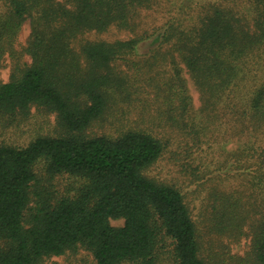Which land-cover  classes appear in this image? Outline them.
<instances>
[{
	"label": "trees",
	"instance_id": "1",
	"mask_svg": "<svg viewBox=\"0 0 264 264\" xmlns=\"http://www.w3.org/2000/svg\"><path fill=\"white\" fill-rule=\"evenodd\" d=\"M159 3L0 0V69L8 58L13 66L0 81V136L33 109L55 115L58 128L22 147L0 141V264H45L79 246L96 264H264V0L175 6L159 32L139 33L142 11ZM113 28L133 36L100 38ZM127 109L140 121L119 127ZM218 120L238 140L219 171L246 176L251 192L214 188L196 214L182 188L149 172L167 153L192 158ZM40 162L49 179L36 173ZM58 175L80 181L74 194L60 195ZM205 232L250 237V250L206 257Z\"/></svg>",
	"mask_w": 264,
	"mask_h": 264
},
{
	"label": "rangeland",
	"instance_id": "2",
	"mask_svg": "<svg viewBox=\"0 0 264 264\" xmlns=\"http://www.w3.org/2000/svg\"><path fill=\"white\" fill-rule=\"evenodd\" d=\"M206 0H160V3L156 5L150 11H142L141 21L142 28L139 29V33L148 31L149 34H156L159 32V28L164 27L170 19H174L175 6H197L203 5ZM211 1V0H207ZM192 22L191 20H189ZM187 24V22H186ZM31 33L30 23L24 24L22 31L18 38V44L24 45ZM133 36V33L128 31L118 30L117 28L111 29L109 33L102 35L100 38L107 41L115 40H127ZM156 37V36H155ZM148 40L143 46V50L140 53H144L145 50L151 47L152 41L155 38ZM25 61H30V58H25ZM12 62L8 58L4 67L0 69V81L7 83L11 79L12 75ZM185 77L187 79L189 92L193 99V108L195 115H199L201 108L200 95L191 81L188 74L184 70ZM138 109H127L124 121H119L118 126L122 127L123 124L135 126L140 121L138 116ZM143 123V122H142ZM148 120L143 123V127H147ZM26 124V125H25ZM22 128L8 131L5 134L2 133L0 141L6 144H12L16 146H26L29 144L34 136L39 133L49 134L52 136H58L57 133V121L55 115L40 114L36 109L32 110L31 119L25 123ZM99 133L102 130H97ZM106 131L114 134L115 128L108 126ZM233 130L231 125L224 124L220 128V120L216 122L214 126L208 128V135L202 136L203 149L195 152L193 150V157L188 159L185 156L172 155L167 153L153 168H151L149 175L151 177L162 180L166 183L175 184L182 188L184 192L188 194L189 200L192 202V208L194 213H199L202 203L205 204V199L208 193L216 188L225 191L242 190L250 193L249 184L246 181V176H241L236 171H230L229 175L225 170L219 171L220 163H226L228 153L235 150L237 147V138L233 136ZM179 141V139H176ZM179 144L176 143L171 147V150H176ZM177 152H182L181 149H177ZM36 173L39 176L46 179L48 178L47 166L45 162L37 164ZM209 176L202 180H197L199 176L204 173ZM49 179V178H48ZM51 184L56 190H59L60 195H67L70 191V195L74 194L75 188L80 186V181L69 175H58L51 179ZM196 185H198L196 189ZM110 224L113 227H122L124 225L123 219H111ZM250 237H243L240 241L235 242L226 237L209 236L204 233L202 242L203 255L206 257L212 252H220L222 250L229 252L235 256H245L250 250L251 245ZM45 264H96L93 255L86 248L79 246L74 251H68L61 256H53L45 260Z\"/></svg>",
	"mask_w": 264,
	"mask_h": 264
}]
</instances>
